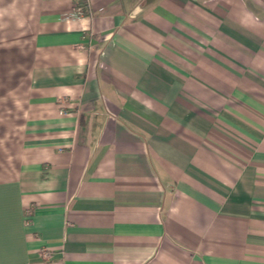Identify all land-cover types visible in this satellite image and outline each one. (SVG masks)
Here are the masks:
<instances>
[{"label": "crops", "instance_id": "obj_1", "mask_svg": "<svg viewBox=\"0 0 264 264\" xmlns=\"http://www.w3.org/2000/svg\"><path fill=\"white\" fill-rule=\"evenodd\" d=\"M0 264H264V0H0Z\"/></svg>", "mask_w": 264, "mask_h": 264}, {"label": "built area", "instance_id": "obj_2", "mask_svg": "<svg viewBox=\"0 0 264 264\" xmlns=\"http://www.w3.org/2000/svg\"><path fill=\"white\" fill-rule=\"evenodd\" d=\"M84 15V10H83V7L82 6H77L75 8V10L67 16L68 19H77V18H80ZM43 256L46 258V259H49L50 258V252L48 251H44V254Z\"/></svg>", "mask_w": 264, "mask_h": 264}]
</instances>
